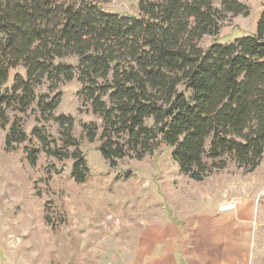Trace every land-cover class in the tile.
Masks as SVG:
<instances>
[{
    "label": "trees",
    "instance_id": "trees-1",
    "mask_svg": "<svg viewBox=\"0 0 264 264\" xmlns=\"http://www.w3.org/2000/svg\"><path fill=\"white\" fill-rule=\"evenodd\" d=\"M107 1L0 0L1 128L11 111L25 113L36 103L42 118L58 124L64 149L48 145L36 126L32 134L48 154L72 158V176L86 181L90 168L75 117L56 113L61 84L77 77L79 97L102 119L99 149L111 166L164 142L194 180L225 168L228 159L254 171L264 157V7L254 32L203 48L199 40L217 35L229 12L249 15L250 6L139 0L140 14L124 15L106 11ZM83 126L96 140L97 124ZM28 138L14 120L6 146ZM26 152L35 164L37 149Z\"/></svg>",
    "mask_w": 264,
    "mask_h": 264
},
{
    "label": "rangeland",
    "instance_id": "rangeland-1",
    "mask_svg": "<svg viewBox=\"0 0 264 264\" xmlns=\"http://www.w3.org/2000/svg\"><path fill=\"white\" fill-rule=\"evenodd\" d=\"M240 1L250 6V14L229 12L217 35L207 34L199 40L201 47L256 30L264 0ZM138 2L110 0L102 4L109 12L139 15ZM222 2L214 0L218 7ZM47 87H39L38 92ZM80 88L77 77L61 84L56 113L75 117L74 134L90 168L84 182L72 176V158L48 154L32 134L36 126L48 136V145L64 149L58 124L42 118L36 103L25 113L11 111L6 129L0 126V264H176L174 248L181 246L189 253L188 223L202 181L181 173L172 158V147L164 142L142 158L130 154L111 166L99 149L102 119L79 97ZM14 120L29 138L7 147L6 133ZM153 122L148 120L149 125ZM85 123L97 124L96 140L91 142L85 136ZM27 148L37 149L35 164L29 161ZM216 172L238 178L240 183L261 179L257 202L264 207V157L253 172L230 159L225 168L211 174ZM200 189L202 193L205 185ZM258 227L253 226L251 256L259 258L257 264H264V216L260 239ZM147 229L149 235L145 236ZM144 237L150 245L146 258L139 256L146 246ZM160 253L163 256L158 261Z\"/></svg>",
    "mask_w": 264,
    "mask_h": 264
},
{
    "label": "crops",
    "instance_id": "crops-1",
    "mask_svg": "<svg viewBox=\"0 0 264 264\" xmlns=\"http://www.w3.org/2000/svg\"><path fill=\"white\" fill-rule=\"evenodd\" d=\"M232 177L216 172L200 180L199 193L194 195L195 213L188 223L189 253L182 251L181 246L174 248L176 264H257L259 261L251 256V250L253 226H259L260 239L264 216V207L257 202L262 182L253 177L240 183L238 178ZM204 185L201 193L200 187ZM228 200L237 201L235 209L220 211L219 206ZM144 234L148 236L149 229ZM142 242L146 246L139 256L146 258L150 245L146 237ZM162 256L161 253L156 255L157 260L161 261Z\"/></svg>",
    "mask_w": 264,
    "mask_h": 264
},
{
    "label": "built area",
    "instance_id": "built-area-1",
    "mask_svg": "<svg viewBox=\"0 0 264 264\" xmlns=\"http://www.w3.org/2000/svg\"><path fill=\"white\" fill-rule=\"evenodd\" d=\"M236 206H237L236 200H228L224 204L219 206V210L220 211L231 210V209H235Z\"/></svg>",
    "mask_w": 264,
    "mask_h": 264
}]
</instances>
